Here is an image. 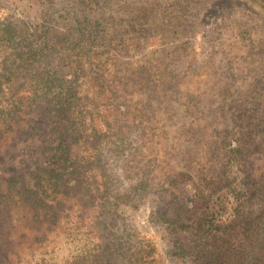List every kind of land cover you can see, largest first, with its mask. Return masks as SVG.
Returning a JSON list of instances; mask_svg holds the SVG:
<instances>
[{
	"label": "rangeland",
	"instance_id": "rangeland-1",
	"mask_svg": "<svg viewBox=\"0 0 264 264\" xmlns=\"http://www.w3.org/2000/svg\"><path fill=\"white\" fill-rule=\"evenodd\" d=\"M32 51L2 79L0 194L55 154L77 165L56 226L12 211L0 264H264V0H0V80ZM50 71L77 142L54 94L27 92Z\"/></svg>",
	"mask_w": 264,
	"mask_h": 264
},
{
	"label": "trees",
	"instance_id": "trees-1",
	"mask_svg": "<svg viewBox=\"0 0 264 264\" xmlns=\"http://www.w3.org/2000/svg\"><path fill=\"white\" fill-rule=\"evenodd\" d=\"M3 33L7 36L8 41L13 42V45L16 43L17 33L14 28L9 25H3ZM76 48H72L70 46L64 49L65 55L67 56H74V61L76 60L75 57H79L80 55L76 53ZM52 52V51H51ZM29 55V56H28ZM26 57L23 54H19V56H15L12 65L10 68L4 70L1 75L0 80V96L4 94V87L3 84L5 83L4 80H10L13 77H22L24 73V69L29 66H34L38 61L40 55L38 51H33L28 54ZM78 70L81 71L82 66L77 64ZM35 78H31L28 82L30 87L27 88V92L30 91L34 95L38 96L39 94H54L57 101L55 102L56 113L62 117L63 121H67L70 125L69 130L71 134L66 131L69 139L73 142H77V136L80 137L81 129H79V119L81 120V112L80 115L78 113V117H74V111L72 110L73 107L71 106L70 102L73 97V92L71 87L67 85L61 78V73L59 71H50L46 73V78H42L39 75L34 76ZM10 102V101H9ZM21 103V102H19ZM19 103H17L19 105ZM23 103V101H22ZM16 109L17 105L14 104L10 107L8 115L9 117L5 116V120L7 118H14L16 116ZM3 113V111H0ZM2 116V115H0ZM4 116V115H3ZM14 120V119H12ZM15 121V120H14ZM83 124V122H81ZM38 127V126H37ZM66 136V135H64ZM63 138L62 135H60ZM63 146L59 145L56 149L60 150ZM62 154V153H61ZM62 158L55 154L52 156L51 161L47 160L46 164L52 166L50 168L41 169L39 168L37 174L31 181L21 179L19 180L16 175H11L9 179L6 181V193L0 194V203L3 199L2 203L0 204V215L3 216L4 220L0 218V232L4 226L9 224V219L11 220L12 211L15 208H23L25 210H29L33 217L35 218V223L38 225H44L46 222L51 221L52 227L56 226V222L59 220L61 213L66 208L65 199L58 198L60 195L64 196L67 192L66 190L69 189V183L72 181L71 177L65 180L64 174L67 173L66 177L71 175L75 176L76 163L71 161V159H66L64 165L62 164ZM60 160V161H59ZM54 161V162H53ZM69 163L70 165L68 166ZM46 165V166H47ZM44 166V165H43ZM40 167V166H38ZM73 169V171H72ZM34 181V182H33ZM30 183V184H29ZM52 191V192H49ZM55 195L54 200H49L52 196ZM2 210L4 211V215L2 214ZM28 211V212H29ZM29 212V213H30ZM40 213H44L41 216ZM43 221H40L42 220ZM4 225V226H3ZM5 244L4 241L0 240V244ZM151 251V250H150ZM150 251L147 252L150 255ZM134 253H132L133 255ZM133 257V256H132ZM143 259V257H140ZM97 256H94V261L92 264L96 263ZM77 260V259H75ZM91 259L86 258L83 260H77L73 262V264H87V261ZM135 263L139 262V258L133 257L130 261ZM97 264V263H96Z\"/></svg>",
	"mask_w": 264,
	"mask_h": 264
}]
</instances>
